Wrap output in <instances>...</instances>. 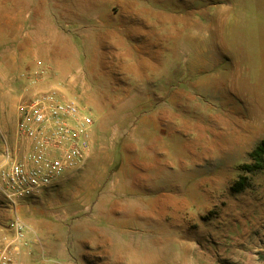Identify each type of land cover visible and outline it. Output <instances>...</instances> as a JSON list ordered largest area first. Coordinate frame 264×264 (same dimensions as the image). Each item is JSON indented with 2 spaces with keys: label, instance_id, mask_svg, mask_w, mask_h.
<instances>
[{
  "label": "rangeland",
  "instance_id": "rangeland-1",
  "mask_svg": "<svg viewBox=\"0 0 264 264\" xmlns=\"http://www.w3.org/2000/svg\"><path fill=\"white\" fill-rule=\"evenodd\" d=\"M50 90L91 146L41 195L0 193L19 264H264V0H0V162Z\"/></svg>",
  "mask_w": 264,
  "mask_h": 264
},
{
  "label": "built area",
  "instance_id": "built-area-1",
  "mask_svg": "<svg viewBox=\"0 0 264 264\" xmlns=\"http://www.w3.org/2000/svg\"><path fill=\"white\" fill-rule=\"evenodd\" d=\"M20 152L6 148L0 162V193L12 207L55 187L83 164L94 124L90 111L55 90L36 93L18 106ZM0 264H19L0 245Z\"/></svg>",
  "mask_w": 264,
  "mask_h": 264
},
{
  "label": "trees",
  "instance_id": "trees-1",
  "mask_svg": "<svg viewBox=\"0 0 264 264\" xmlns=\"http://www.w3.org/2000/svg\"><path fill=\"white\" fill-rule=\"evenodd\" d=\"M262 153H264V142L262 145L258 146V148L256 150H254L251 155L255 156L256 158L260 157V155H262ZM240 189V188H238Z\"/></svg>",
  "mask_w": 264,
  "mask_h": 264
},
{
  "label": "crops",
  "instance_id": "crops-1",
  "mask_svg": "<svg viewBox=\"0 0 264 264\" xmlns=\"http://www.w3.org/2000/svg\"><path fill=\"white\" fill-rule=\"evenodd\" d=\"M60 183H58L57 185H59ZM22 260H23V254H22Z\"/></svg>",
  "mask_w": 264,
  "mask_h": 264
}]
</instances>
